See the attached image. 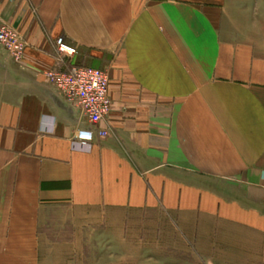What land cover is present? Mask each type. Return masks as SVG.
Returning <instances> with one entry per match:
<instances>
[{"label": "crops", "instance_id": "0c3cea01", "mask_svg": "<svg viewBox=\"0 0 264 264\" xmlns=\"http://www.w3.org/2000/svg\"><path fill=\"white\" fill-rule=\"evenodd\" d=\"M0 17L27 43L20 62L0 47V264H45L55 207L167 227L109 238L126 260L264 264V0H0ZM72 66L108 74L95 128L43 77Z\"/></svg>", "mask_w": 264, "mask_h": 264}, {"label": "rangeland", "instance_id": "374dc122", "mask_svg": "<svg viewBox=\"0 0 264 264\" xmlns=\"http://www.w3.org/2000/svg\"><path fill=\"white\" fill-rule=\"evenodd\" d=\"M127 218V221L133 222L124 226H111L99 211L75 213L67 207L51 209L47 220L40 227L41 234L47 235L48 240V244L41 249L42 254L48 257L45 264H152L145 257L140 263L135 256H129L133 257L132 260L114 256V250L106 242L116 236L163 235L167 227L158 228L153 220L145 219L149 220L145 222L140 215L129 214ZM50 253H56L58 257L62 254L63 258L54 261Z\"/></svg>", "mask_w": 264, "mask_h": 264}, {"label": "built area", "instance_id": "2783aa9c", "mask_svg": "<svg viewBox=\"0 0 264 264\" xmlns=\"http://www.w3.org/2000/svg\"><path fill=\"white\" fill-rule=\"evenodd\" d=\"M0 47L15 61L23 59L27 47L26 40L0 17ZM57 55L61 59L71 60L77 55L75 47L65 43L62 38L55 42ZM58 93L69 102H74L81 109L92 128L106 119L111 102L108 92V74L105 71L89 67L72 66L69 71L49 70L43 73ZM92 128L79 129L73 136V142L87 145L93 141ZM104 136L105 133L100 132Z\"/></svg>", "mask_w": 264, "mask_h": 264}]
</instances>
